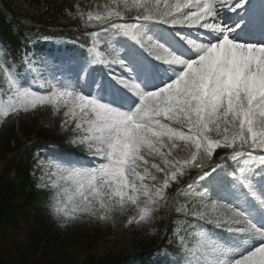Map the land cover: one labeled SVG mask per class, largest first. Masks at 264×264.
I'll use <instances>...</instances> for the list:
<instances>
[{
    "label": "snow or ice",
    "instance_id": "obj_1",
    "mask_svg": "<svg viewBox=\"0 0 264 264\" xmlns=\"http://www.w3.org/2000/svg\"><path fill=\"white\" fill-rule=\"evenodd\" d=\"M97 7L77 6L85 51L26 57L28 85L0 59V121L63 109L68 142L95 158L38 165L60 227L150 222L194 170L175 193L172 264H264V0Z\"/></svg>",
    "mask_w": 264,
    "mask_h": 264
},
{
    "label": "trees",
    "instance_id": "obj_2",
    "mask_svg": "<svg viewBox=\"0 0 264 264\" xmlns=\"http://www.w3.org/2000/svg\"><path fill=\"white\" fill-rule=\"evenodd\" d=\"M29 2L25 6V2ZM77 0H0V49L5 53L6 65H13L18 60L27 36L38 34H65L74 36L81 24L75 19L67 18V10L72 11ZM87 5L91 0H80ZM47 8V11H43ZM63 118L53 115L51 109L39 108L28 113L21 112L17 116L8 117L0 128V161L6 165L0 172V264H80L74 254L68 255L64 248L78 245L85 252L82 264H123L117 256L109 255L95 259L92 248L104 238V231L110 222H118L123 215L115 214L114 219L106 222L92 220L87 227L65 231L59 225H54L43 215L36 216L38 228L28 232V244L23 246L14 240L13 231L18 229L19 220L28 221L26 210L31 195L26 194L29 187L28 168L26 162L20 159L19 152L26 142L34 139L38 143L59 142L73 146L68 139L73 135L71 126L62 130L60 124ZM22 133V138L18 136ZM10 155H13L9 158ZM19 156V158H18ZM180 184V183H179ZM173 184L171 191L179 186ZM25 198L20 204L17 201ZM182 201V199H180ZM176 215V213L174 212ZM166 222L162 223V227ZM152 244V243H151ZM150 246H140L137 251ZM148 264L142 256L124 261L134 264Z\"/></svg>",
    "mask_w": 264,
    "mask_h": 264
},
{
    "label": "rangeland",
    "instance_id": "obj_3",
    "mask_svg": "<svg viewBox=\"0 0 264 264\" xmlns=\"http://www.w3.org/2000/svg\"><path fill=\"white\" fill-rule=\"evenodd\" d=\"M101 10L102 7L93 12ZM166 207L167 205L161 207L156 213H154L150 222H140L128 225V217L125 221L111 226L110 232L106 234L104 241L93 250V253L97 258H103L108 254H118L121 251L132 253L137 245L147 241L150 236L154 237V234L156 235L153 222L162 216L160 211L164 210ZM131 215H134V213ZM16 240L20 243H26L24 224L21 225V231L16 236ZM71 251L78 253L79 260L82 262L84 256L83 251L77 248H72Z\"/></svg>",
    "mask_w": 264,
    "mask_h": 264
}]
</instances>
